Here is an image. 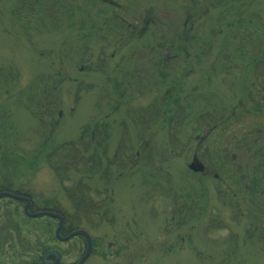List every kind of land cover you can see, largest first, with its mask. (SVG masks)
I'll return each instance as SVG.
<instances>
[{"label": "rangeland", "instance_id": "374dc122", "mask_svg": "<svg viewBox=\"0 0 264 264\" xmlns=\"http://www.w3.org/2000/svg\"><path fill=\"white\" fill-rule=\"evenodd\" d=\"M22 1L0 0V187L26 193L32 211L56 206L85 229L91 249L82 264H264V250L249 238L245 209L261 198L255 192L260 185L250 179L253 155L241 148L240 136L242 128L263 126L264 113L225 131L210 129L198 114L231 107L237 80L230 82L223 68L212 69L216 59L200 68L193 59V69L181 75L172 52L163 50L171 60H161L146 42L158 21L177 28L184 0H24L21 7ZM253 4L264 11V2ZM114 18L133 30L143 25L140 38L127 34V40L112 42L114 34L126 36L110 27ZM200 24L208 31V22ZM159 36L168 38L162 29L155 37L167 41ZM165 65L168 71L161 72ZM162 80L180 82L177 94L168 91L187 104L178 127L174 120L161 125L166 115L160 112L147 117L153 105L176 109ZM86 127L108 130L105 141L100 134L93 139L101 143V161L89 164V178L82 177L84 167L74 166L58 177L50 166L58 158L55 148L75 142L85 151L80 138ZM193 158L200 169L188 167ZM75 183L91 197L90 212L76 209ZM23 204L0 197V264H42L48 249L60 250L67 264L82 256L84 237L56 238L58 219L28 217ZM172 222L174 236H158Z\"/></svg>", "mask_w": 264, "mask_h": 264}, {"label": "trees", "instance_id": "16d2710c", "mask_svg": "<svg viewBox=\"0 0 264 264\" xmlns=\"http://www.w3.org/2000/svg\"><path fill=\"white\" fill-rule=\"evenodd\" d=\"M256 1L257 4H262L264 2V0H202L201 3L197 0H184L181 4L183 18L179 22L177 28L170 29L169 25H165L164 22L158 21L160 25L157 24V26L160 27L155 29L153 26L150 35L154 36H151L152 38L150 37L151 39L146 41L147 43H152L153 49H150L152 52L156 49V54L158 57L161 56L159 57L161 60L167 61V59L171 60L170 58L177 60V65L175 62L174 66H176L175 69L177 73H181V75H185L187 71L193 69L191 65L193 59H197L198 68L208 64L206 60L214 59V61H219L222 59L223 66L220 64V61H216L217 65L213 66V63L211 67L213 66L214 68L212 69L214 70L223 68L229 75L231 74L232 77L228 79L229 81L231 80L230 82L237 80L235 83H237L238 90L235 89L234 91H237L238 94L234 99V95L232 94L233 89L231 90L230 96H232V99L235 101V103L233 101L231 107L222 105L221 109L214 108L198 114V119L211 124L210 129L219 125L225 131L231 125L243 122L245 117L264 113V11L262 9L259 10L261 13L256 11L253 6L255 5L253 3H256ZM25 4L26 2L23 0L20 6L23 7ZM52 8H54V6ZM126 8L127 7L124 5L121 6L119 10L122 12V10ZM213 11L216 14H214ZM200 20L209 23L208 31H205L206 27L200 24ZM113 24L116 26L115 29H123L122 31H125L126 36L114 34L112 38L110 37L112 42L121 43L124 39L127 40V34H134L136 39L140 38L139 35L140 32H142L143 25L141 28L135 26L134 29L138 28V30H133L129 29L132 27H129L127 21L121 23L119 20L115 19L110 23V27H112ZM147 25L148 27L151 26L149 24ZM83 29V27L76 26L78 33L87 37L85 35L87 33L82 32ZM160 29L168 34V38L166 39L163 36L159 37L167 41L159 40V38L156 39L155 33L160 31ZM214 46L217 47L215 48ZM163 50L169 53L172 52V57L166 58L168 54L162 55ZM213 50L215 51L213 52ZM188 58H191V60ZM180 63L181 66H179ZM212 69L209 71L213 72ZM164 71H168L166 70V65L163 66V70H161V72ZM220 71L219 69L216 73H220ZM165 82L168 83L165 96L171 99L167 102H171L170 107H176V109H165V107L161 108L159 105H153L147 117L152 119L155 114L160 112L162 116L166 115L165 119L161 121V125L165 123L164 125L167 127V123L174 120L178 127V123L183 121L186 117L187 104L186 106L185 104H181L178 100L179 94L178 96L176 95L178 92L177 89H179L177 86L180 82L177 80ZM231 88L232 86H229V89ZM172 90H174L176 94H170L169 92ZM116 91L119 96L126 98L121 94V91H119V87ZM115 107H118V104H115ZM169 115L170 117H168ZM154 117L156 118V115ZM170 129L171 128H169V130ZM107 131L106 127H101L99 129L96 127H86L80 138V140L82 139L84 141L83 148L85 151L77 149L75 146L80 143L78 144L75 142L64 143L55 148L56 150L54 153L58 158H52L50 163L55 174L58 177L67 176L72 166H74L76 170L84 167L85 170L83 172L86 173L82 177L84 178L86 176V178H89L91 175L88 173V171H91L89 164L92 163L91 166L93 168V166L95 167V165L101 161V153H99L96 147H99L101 143L98 142L95 144L93 143V139L97 137V134H100L102 141H105L108 137ZM87 133L90 140L86 139ZM240 136L244 137L241 148L247 152L251 151L253 159L255 158L254 162L252 159L247 164L251 171V175H248L250 179H252L254 185H260L255 189V192L259 191L258 194L261 196L260 199L258 198L259 202H257L258 199L255 200V198H253V200H255L254 202L248 201L247 207L245 208L250 221L249 232L253 234V236H249V238L254 244H257L256 246H258L259 249L264 250V125H260L255 129L249 128L244 130V128H242ZM65 144L69 147L63 148ZM59 149H62V152H57ZM86 151H88L87 154ZM53 155L52 152L48 153V156L52 157ZM75 184L72 192L74 194V200L77 201L76 209L86 213L90 212L93 209L91 197L87 192L81 190L82 187L80 183ZM244 184L247 185L246 183ZM247 189L250 190L248 192H252L249 186ZM1 190L27 195L21 191H13V189L6 187H0V191ZM103 193L105 195L104 202H108L111 197L110 189L106 187ZM232 197L235 200L233 195ZM41 209L61 213L63 216L64 229L70 228L68 231H71L79 228L73 225L72 218L69 220L67 217V219L65 213L58 207L44 206ZM240 214L245 215L244 211H240ZM51 255L53 256L52 253Z\"/></svg>", "mask_w": 264, "mask_h": 264}, {"label": "water", "instance_id": "95a60500", "mask_svg": "<svg viewBox=\"0 0 264 264\" xmlns=\"http://www.w3.org/2000/svg\"><path fill=\"white\" fill-rule=\"evenodd\" d=\"M189 168L193 169V170H198L201 168L200 164H198L196 162L195 159H193V161L188 165ZM10 196L12 198L18 199V200H24V206H23V212L26 216L28 217H36V216H40V215H48V216H52V217H56L58 218V224L55 228L54 234L57 238L65 240L67 238H69L72 235H82L85 237L86 239V250L83 253V255L80 257V259L74 263V264H82L84 259L87 257V255L90 252V246H91V239L90 236L88 234V232L84 229H76L74 231H72L71 233H69L67 236H60V228H61V224H62V217L59 213L57 212H53V211H49V210H37V211H30L29 207H30V199L26 196L23 195H18L15 194L13 192L10 191H0V196ZM52 264H60L58 258L56 257L55 260L52 262Z\"/></svg>", "mask_w": 264, "mask_h": 264}, {"label": "flooded vegetation", "instance_id": "af4514ba", "mask_svg": "<svg viewBox=\"0 0 264 264\" xmlns=\"http://www.w3.org/2000/svg\"><path fill=\"white\" fill-rule=\"evenodd\" d=\"M165 173H168L165 171ZM167 176V175H166ZM226 203V202H224ZM173 224V222L170 224V226H168L167 230L168 232H165V233H161L159 234L158 236H174V226L172 227L171 225ZM62 232H64V234H62ZM72 231H68V232H65V229L63 228V218H62V224H61V231H60V235L61 236H67L69 233H71ZM134 236H143V234H136ZM72 237V236H71ZM83 237V236H82ZM70 238V237H69ZM62 240V239H60ZM54 256L50 255V254H47L46 253V250L44 251L43 255H42V258H41V261L43 264H52V261L53 259H55L56 257L58 258L59 260V263L60 264H67V263H64L63 260H62V252L58 249H55V252L53 254ZM47 256H49L50 258H46ZM35 263V262H34ZM70 264H74V263H70Z\"/></svg>", "mask_w": 264, "mask_h": 264}]
</instances>
